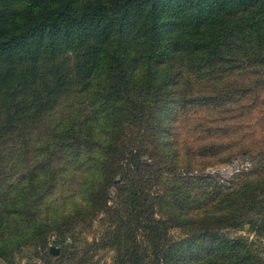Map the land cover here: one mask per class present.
Wrapping results in <instances>:
<instances>
[{
	"label": "trees",
	"instance_id": "16d2710c",
	"mask_svg": "<svg viewBox=\"0 0 264 264\" xmlns=\"http://www.w3.org/2000/svg\"><path fill=\"white\" fill-rule=\"evenodd\" d=\"M221 153L251 170L192 168ZM52 235L47 264H264V0H0V262Z\"/></svg>",
	"mask_w": 264,
	"mask_h": 264
},
{
	"label": "rangeland",
	"instance_id": "374dc122",
	"mask_svg": "<svg viewBox=\"0 0 264 264\" xmlns=\"http://www.w3.org/2000/svg\"><path fill=\"white\" fill-rule=\"evenodd\" d=\"M235 153L236 154L240 153V151L237 150ZM223 156L224 154L221 153L220 155H217L215 158H207V159L199 160L204 162L202 164H200L198 161H194L192 163L193 166L192 168L194 169L208 168V170L213 171L214 174H216L218 179L226 183V174L225 172L222 171V169L230 164L223 163L221 159H219L220 157ZM180 164H182L181 166L183 167L186 165V162L183 163L180 162ZM51 205H52L51 209L53 210V213L57 215L64 211L68 212V210H70V208L72 207V202L67 201V203L64 204L60 199L57 198L56 200L51 201ZM99 229H100L99 224H95L93 230H99ZM92 236L93 235L91 233H84V238L89 241L91 240ZM55 242H56V237L54 235H52L48 239L46 247L40 246L37 241L31 242L29 245L24 247L20 251V253L16 254L15 264H47V261L49 260H51V262H54L55 259L52 258V256L54 255L51 252L49 253V255L47 253L49 252V248L50 247L57 248L59 250V253H63V245L60 243L55 244ZM68 243H70V241ZM0 264L3 263L0 262Z\"/></svg>",
	"mask_w": 264,
	"mask_h": 264
},
{
	"label": "built area",
	"instance_id": "2783aa9c",
	"mask_svg": "<svg viewBox=\"0 0 264 264\" xmlns=\"http://www.w3.org/2000/svg\"><path fill=\"white\" fill-rule=\"evenodd\" d=\"M252 164L250 161L245 159L243 156H235L231 164L222 169L226 174V183L231 182L234 178L240 174L247 173L251 170ZM207 174L216 175L213 171L207 170ZM228 176V177H227Z\"/></svg>",
	"mask_w": 264,
	"mask_h": 264
},
{
	"label": "water",
	"instance_id": "95a60500",
	"mask_svg": "<svg viewBox=\"0 0 264 264\" xmlns=\"http://www.w3.org/2000/svg\"><path fill=\"white\" fill-rule=\"evenodd\" d=\"M50 252L53 254V255H57L59 253V250L57 248H54V247H50Z\"/></svg>",
	"mask_w": 264,
	"mask_h": 264
}]
</instances>
